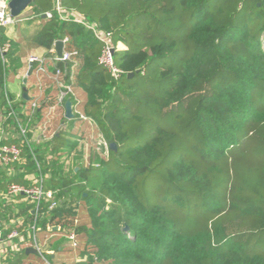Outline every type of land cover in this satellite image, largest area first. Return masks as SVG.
<instances>
[{"label":"trees","instance_id":"16d2710c","mask_svg":"<svg viewBox=\"0 0 264 264\" xmlns=\"http://www.w3.org/2000/svg\"><path fill=\"white\" fill-rule=\"evenodd\" d=\"M214 1L62 0L67 22L52 0H33L31 15L15 18V36L0 26V48L8 47L0 50V112L14 134L2 145L22 151L19 162L0 164L5 238L27 227L52 234L57 251L75 231L77 264H264V0ZM77 18L112 33L118 80ZM66 39L80 63L68 65L66 82L84 92L80 113L108 146L68 173L62 159L85 131L62 128L33 143L28 103L8 89L10 79L11 89L19 84L16 58L26 48L51 51ZM157 60L171 63L153 67ZM14 185H41L54 199L18 204L27 197L9 196ZM24 214L27 224H16ZM20 255L11 264H22Z\"/></svg>","mask_w":264,"mask_h":264},{"label":"crops","instance_id":"0c3cea01","mask_svg":"<svg viewBox=\"0 0 264 264\" xmlns=\"http://www.w3.org/2000/svg\"><path fill=\"white\" fill-rule=\"evenodd\" d=\"M31 15V11L27 9L23 17H28ZM15 31H16V24H13L7 28V32L9 36L13 37L15 36ZM122 47V46H121ZM53 50H55V45L53 49L47 50V49H31V48H26L23 52L17 56V66L20 68V72L18 75L19 78V84L15 88L12 89V93L16 94L17 98L23 96L24 93V88L21 89V86L26 88L27 95L29 97V100H26L28 103L26 105V111L27 115H30L33 117V121L37 123L38 128L43 127L47 125L49 131V134H57L60 129L67 128L69 129L72 128V132L74 135L76 133L80 135L83 131H85V140L80 143V146L72 153L71 156H64L63 158L68 157L69 160H73L74 154L77 153H82V156H80V161H78V165H82L83 162L87 161V157L89 155H92V153L97 156L98 159H102V151L100 149L105 148L102 143H93L88 140V131L93 130L95 127V123H93L92 120H89L87 118L82 119L79 118H74L73 120H68L66 119V109H65V104L68 100L69 95L65 97L64 103L61 105H58L59 102V97L61 93L66 92L67 89H64L60 87L53 77L55 72H53V68L55 66L52 64H49L47 66V74L45 76H42L37 72V65L33 64V74L31 77L27 78V73L29 70V67L31 65L30 63V58L33 56L37 57H49L53 58L54 55H58L57 53L54 54ZM56 52V50H55ZM80 66V63H79ZM76 74V71H75ZM27 78V83L24 84V79ZM73 78V83L69 84L66 82L67 80L64 78L63 83L65 84L66 87H70L72 90V96L73 99L76 103V105L73 106V112L74 114H77L78 112H81V108H78V104H83L85 101V94L81 89H78L76 87V84L74 82ZM71 101V100H70ZM36 103L37 108L32 110L31 106ZM38 111V113H36ZM5 113L0 112V144L4 142V140H8L13 138V130L11 129V123H8L5 125ZM9 116V115H8ZM7 119V117H6ZM66 120V121H65ZM58 124L56 125L55 123ZM85 129V130H83ZM52 132V133H51ZM33 139V138H32ZM100 140V138H99ZM98 140V141H99ZM3 141V142H2ZM33 141V140H32ZM48 141L45 137L42 136V132L40 135H38V142L42 143ZM35 143V142H34ZM99 146L98 148L96 147ZM96 147V148H95ZM92 151V152H91ZM96 151V152H94ZM101 153V154H100ZM105 155V154H103ZM97 159V160H98ZM63 160V159H62ZM65 160V159H64ZM75 168V167H74ZM78 171V168L76 169ZM33 177H29L31 179ZM34 202L30 198H21L20 200L16 201L18 204H25V203H31ZM24 206H21L23 208ZM34 214V213H32ZM11 221V220H10ZM14 220L12 219L11 222ZM10 222V223H11ZM18 225H22L24 223L27 224V218L26 215H21L18 220L14 221ZM5 233L7 228L9 226L5 225ZM59 227H54L52 228L53 232L59 231ZM28 228L26 227V233H22V235L19 236V238L15 240H4L3 243L0 245V264H4V262H8V264H11L16 256L18 254H22L21 256V262L22 264H41L40 259L43 258V253L51 255L53 264H77L80 263V256L71 248L70 243L66 241L63 243L61 247L58 248L57 251L53 249V246L50 245V241L54 239V236L51 234L48 236L44 232L36 233V232H28ZM3 232V234L5 235ZM10 233V232H9ZM8 233V236H9ZM29 248H35L38 250L39 254H32V253H27V250ZM45 260V259H44ZM45 264H51L47 260L44 261Z\"/></svg>","mask_w":264,"mask_h":264},{"label":"built area","instance_id":"2783aa9c","mask_svg":"<svg viewBox=\"0 0 264 264\" xmlns=\"http://www.w3.org/2000/svg\"><path fill=\"white\" fill-rule=\"evenodd\" d=\"M11 0H0V26L2 27H9L14 24L15 18L12 17L11 11H10V4ZM55 4V10L57 13L61 16V19L63 21H71L68 19V17H65L63 15V7H62V0H52ZM48 17L51 15L48 14ZM74 22L80 23L84 25L88 30H90L95 39L102 43L103 48L102 52L99 57V64L103 66L115 80H118L121 77L122 72L116 67L115 61H114V53H115V44L113 42V37L111 32H105L101 29H99L95 25L86 24L82 18H77L74 20ZM68 39L62 41L64 44L63 47V54L61 57L58 55H54L53 58L49 57H37L33 56L30 58V63L37 65V72L41 74L42 76H45L47 74V66L49 64H53L55 67L58 64H64L65 69H57L54 74V78L57 81L58 85L64 89H67L66 92L61 93L59 97L58 105H61L64 103L65 97L69 94H72V90L70 87H66L63 83V79L65 78L66 69L68 65L72 66V71L79 66L78 61V52L76 51H67L66 45L68 43ZM7 46H4L3 48H0L1 52H5L7 50ZM54 54H56L55 50H53ZM38 106L36 103H34L31 106V109L34 110ZM77 114H80L78 110L76 111ZM82 119H85L83 115H81ZM42 136L46 139H50L53 135L48 133V127L47 125L43 126L41 128ZM23 134H25V130H22ZM103 145L105 149L107 150L108 146L103 141ZM21 154L22 151L17 145H1L0 144V164L3 166H10L13 163L19 162L21 160ZM8 195L13 197L17 195H23L27 198H30L33 200L38 206L41 203L42 200L50 201L52 202L54 199V195L52 192H45L43 187L41 185L35 186L34 188H26L23 186L14 185L9 187ZM57 206L55 202L51 203L50 209H53ZM19 238V233L17 231H13L9 234V236L6 237L7 240H15ZM3 234L2 229L0 228V245L3 243L4 240H6ZM69 243L72 247V249L78 248V241H77V233L75 231H72L68 235Z\"/></svg>","mask_w":264,"mask_h":264},{"label":"water","instance_id":"95a60500","mask_svg":"<svg viewBox=\"0 0 264 264\" xmlns=\"http://www.w3.org/2000/svg\"><path fill=\"white\" fill-rule=\"evenodd\" d=\"M33 0H11L9 7H10V11H11V15L13 18H17L19 17L25 10H27L29 8V6L32 4ZM45 17V16H44ZM63 47L64 44L62 41H58L55 43V50L56 53L58 54L59 57L62 56L63 54ZM34 68L33 65L31 64L27 73V78L31 77V75L33 74ZM134 76L133 73L129 74V78H132ZM27 78L24 79V84L27 83ZM23 97L26 100H29V97L27 95L26 92V88H24V93H23ZM65 109H66V119L68 120H73L75 118V114L73 112V103L68 100L65 104ZM110 149L112 151H117V146L115 144H111L110 145ZM27 253H32V254H39L38 250L35 248H29L27 250Z\"/></svg>","mask_w":264,"mask_h":264},{"label":"rangeland","instance_id":"374dc122","mask_svg":"<svg viewBox=\"0 0 264 264\" xmlns=\"http://www.w3.org/2000/svg\"><path fill=\"white\" fill-rule=\"evenodd\" d=\"M217 1L218 0H215L214 2H213V4H217ZM262 37H263V40H264V34L262 35ZM181 54V53H180ZM178 55V56H176V58H178L179 56L181 57L182 55ZM175 58V59H176ZM175 59H174V61H175ZM169 63H171V61L169 62L168 60H163V61H161V60H157L156 62H155V64H154V66L153 67H162V66H168V64ZM139 79H141L142 80V78L141 77H139ZM11 79L9 80V87H8V89H9V92L11 93ZM22 88H25L24 86L22 87L21 86V89ZM93 127H95L93 130H90V131H88V134H87V136H88V140L90 141V142H93V143H102L103 144V139L101 138V136H100V134H99V132H98V129H97V127H96V125H94ZM68 128H67V126H65V128H64V130H67ZM41 127H39L38 129H37V131H33L32 132V140H33V143L35 142L36 144H38L39 142H38V135H40L41 134ZM26 135V133L25 134H23V132L21 131V134H20V136H25ZM16 136H18V135H16ZM99 138H100V140H99ZM99 140V141H98ZM97 146V145H96ZM103 149V148H102ZM102 149H100V151L102 150ZM101 154V153H100ZM80 156H82V153H75L74 154V159L73 160H69V158L68 157H66V158H63V161L61 162L62 164H60V166H61V169L63 170V172H65V173H68V172H71L73 169H74V167H76L77 165H78V161H80ZM52 159V158H51ZM65 159V160H64ZM98 164H99V162H97ZM4 264H8V262H4Z\"/></svg>","mask_w":264,"mask_h":264}]
</instances>
